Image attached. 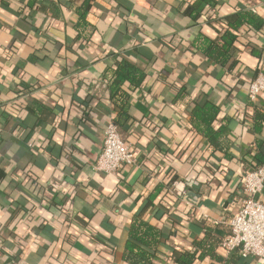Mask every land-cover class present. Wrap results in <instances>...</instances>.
Returning <instances> with one entry per match:
<instances>
[{
  "label": "crops",
  "instance_id": "1",
  "mask_svg": "<svg viewBox=\"0 0 264 264\" xmlns=\"http://www.w3.org/2000/svg\"><path fill=\"white\" fill-rule=\"evenodd\" d=\"M240 11L259 27L230 29L224 63L205 55ZM122 61L139 85L113 86ZM259 70L264 0H0V264H131L140 220L157 230L149 264H264L221 246L264 165ZM115 119L135 163L106 174Z\"/></svg>",
  "mask_w": 264,
  "mask_h": 264
},
{
  "label": "built area",
  "instance_id": "2",
  "mask_svg": "<svg viewBox=\"0 0 264 264\" xmlns=\"http://www.w3.org/2000/svg\"><path fill=\"white\" fill-rule=\"evenodd\" d=\"M264 92V70H259L249 83L248 98L256 100ZM135 158L122 140L117 126L110 122L104 128L103 148L99 154L95 171L115 174L123 166L132 165ZM243 193L239 209L229 220L230 232L221 246L237 250L241 257L253 256L264 260V202L259 199L264 189V166L246 172L240 182Z\"/></svg>",
  "mask_w": 264,
  "mask_h": 264
},
{
  "label": "trees",
  "instance_id": "3",
  "mask_svg": "<svg viewBox=\"0 0 264 264\" xmlns=\"http://www.w3.org/2000/svg\"><path fill=\"white\" fill-rule=\"evenodd\" d=\"M210 1V0H206ZM234 21H228V29L223 32V34L215 40H209L204 38L205 46L201 49L205 55L215 59L216 61H220L221 63L225 62L224 55L231 48L232 43L236 36L230 31L237 30L238 27L247 22L248 24L259 27V22L257 21L255 14L249 12H237ZM232 19V20H233ZM231 20V19H230ZM221 40L222 44L219 46L217 41ZM144 77V73L138 69L137 67L129 64L128 62L122 61L119 62L112 78V84L117 89L122 82L128 80L132 85L137 86L140 84ZM111 84V85H112ZM119 114H123L126 116V111H124V107H121V111ZM118 119V118H117ZM113 123L118 127V120H114ZM264 166V165H260ZM259 167V166H257ZM255 167V168H257ZM152 232L157 233V230L149 225L148 223L140 220L139 222H133L129 229V237L125 243V252L124 258L131 264H149L151 258L154 254L153 252H146L145 249H142L141 246L150 245L151 244V234ZM176 253V252H175ZM178 253V252H177ZM183 255V254H181ZM177 261L183 262L185 264H190L193 259H195L193 254H188L182 258L176 256Z\"/></svg>",
  "mask_w": 264,
  "mask_h": 264
}]
</instances>
